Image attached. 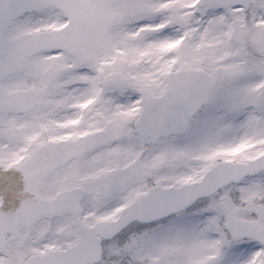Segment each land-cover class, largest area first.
<instances>
[{"label":"snow or ice","instance_id":"1","mask_svg":"<svg viewBox=\"0 0 264 264\" xmlns=\"http://www.w3.org/2000/svg\"><path fill=\"white\" fill-rule=\"evenodd\" d=\"M0 264H264V0H0Z\"/></svg>","mask_w":264,"mask_h":264}]
</instances>
